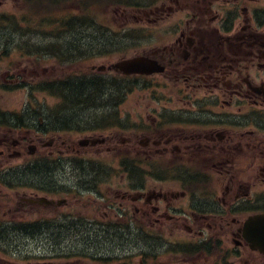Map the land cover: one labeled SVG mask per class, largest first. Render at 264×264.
Segmentation results:
<instances>
[{
    "label": "flooded vegetation",
    "instance_id": "1",
    "mask_svg": "<svg viewBox=\"0 0 264 264\" xmlns=\"http://www.w3.org/2000/svg\"><path fill=\"white\" fill-rule=\"evenodd\" d=\"M60 1L59 18L44 13L76 40L39 59L66 105L48 122L31 106L24 116L0 109V171L19 161L22 176L44 170L48 183L52 162L76 170V197L89 195L92 212L109 218L73 220L139 228L133 236L156 240L159 264H264L247 230L264 215V0ZM39 68L24 70L30 84ZM109 160L126 163L128 187L116 197L114 170L99 164ZM152 162L150 180L142 163ZM63 200L44 207H70L71 195Z\"/></svg>",
    "mask_w": 264,
    "mask_h": 264
},
{
    "label": "rangeland",
    "instance_id": "2",
    "mask_svg": "<svg viewBox=\"0 0 264 264\" xmlns=\"http://www.w3.org/2000/svg\"><path fill=\"white\" fill-rule=\"evenodd\" d=\"M32 5L29 0H0V15L9 14V16L15 15L17 17V20H14L17 21L16 24L12 20L8 25L3 18H0V24L6 26L0 27V109L20 112L24 107L31 104L36 108V111L43 112V116L48 122L47 116L51 117V121L55 120L54 114L56 115V113L54 109L60 105L61 99L50 92L38 91L34 88L43 81H47V77L43 73V64L40 63L38 53L32 50L31 45L40 48L45 47L46 43L53 42L58 28H54L52 23L50 26H41L38 17H34L31 12L32 9H29L30 7L33 8ZM88 7H91V5L89 4ZM70 8L73 7L70 6ZM60 11L57 12L59 17L61 16ZM34 65H39L40 68L37 74L31 76L30 81L33 77L35 82L30 84L24 78L29 76V72H24V70L34 68ZM19 83H22L21 87L15 88ZM29 85L34 86V91L30 90ZM68 108L70 111L75 110L77 108L76 103L73 101ZM103 163L106 165L104 166L105 169L111 170L113 168L116 175L112 178L111 186H109L112 191L111 196L116 197L120 193L118 190L123 191L128 187L126 180L119 176L122 174L120 170L121 162L109 160ZM13 164L17 166L21 162L15 161ZM71 168L72 166H69V169ZM72 173L77 172L76 170L64 172V169L59 168L52 173L50 181L47 183L48 185L53 184L51 194L48 196V194L39 190L41 192H39V196L54 198L58 201L64 199L67 193L70 194L72 204L66 209L45 208L40 205L17 209L21 198L24 195L30 196L34 190H31V187H20L18 190L10 191L0 185V224L16 223L23 225V223L30 222L32 224V222L43 220L54 222L61 218V212L66 213L68 217H77V215L95 216L104 223L103 219L107 220L109 218V216H106L105 211L101 209L96 215L87 205V201H92V197H89V195L76 197L78 178H75ZM17 179L23 181V186L31 181L29 176L17 177ZM37 180V178H34V182ZM55 187L58 189L56 194L53 193ZM117 204H119V201L115 200L114 205ZM115 212H118V210H115ZM132 213L131 210L130 215ZM97 226L87 225L85 227L88 229L97 228L100 235H108L109 239L100 236L95 241L90 242V247H87L86 242L83 240L69 237L71 234L69 231H63L59 237L60 240L50 234L47 237L41 236L43 233H47L44 230L38 232L36 236L30 235L24 238H14L11 235L10 238L14 241L8 243L7 250L0 249V264H159L157 257L142 258V253L135 250L137 243L132 241L133 239L129 240L123 236L119 232L118 225H115L114 232H107V227H104L103 224ZM139 245L140 250L155 253L153 250L149 251L144 244L139 243ZM91 250H98L102 253L99 255L100 257L106 256L107 259L112 260H93L90 257L91 253L89 251Z\"/></svg>",
    "mask_w": 264,
    "mask_h": 264
},
{
    "label": "trees",
    "instance_id": "3",
    "mask_svg": "<svg viewBox=\"0 0 264 264\" xmlns=\"http://www.w3.org/2000/svg\"><path fill=\"white\" fill-rule=\"evenodd\" d=\"M12 20H13L12 18L4 19L7 25L10 24ZM4 27L6 26L4 25ZM68 91L71 94V96H73V98L71 97L72 100H75L76 97H79L78 93L81 94L80 93L81 91L80 90L77 91L75 88H69ZM88 97H89L88 95L87 96L83 95L81 99H85V98L88 99ZM38 173L39 174L33 176V179L37 178L38 181L41 180V181L46 182L48 179V176H43L42 174L44 172L42 171H39ZM49 226L50 224L45 225L44 221L37 222L34 225H30V224L18 225L16 223H2L0 224V249L2 248V249L7 250L8 243H10L11 241H14V240H11L10 238L11 235H13V237L17 236V232H21L23 235L33 234L34 231L38 233L39 230H44L46 227H49Z\"/></svg>",
    "mask_w": 264,
    "mask_h": 264
},
{
    "label": "water",
    "instance_id": "4",
    "mask_svg": "<svg viewBox=\"0 0 264 264\" xmlns=\"http://www.w3.org/2000/svg\"><path fill=\"white\" fill-rule=\"evenodd\" d=\"M42 202L48 203L50 204L51 202H49L47 199H41ZM262 244L264 245V241L262 242ZM262 250L264 251V248H262Z\"/></svg>",
    "mask_w": 264,
    "mask_h": 264
},
{
    "label": "bare ground",
    "instance_id": "5",
    "mask_svg": "<svg viewBox=\"0 0 264 264\" xmlns=\"http://www.w3.org/2000/svg\"><path fill=\"white\" fill-rule=\"evenodd\" d=\"M40 240V239H39Z\"/></svg>",
    "mask_w": 264,
    "mask_h": 264
}]
</instances>
